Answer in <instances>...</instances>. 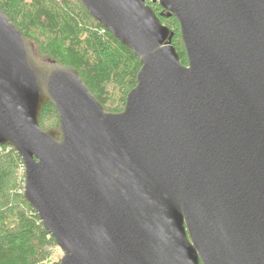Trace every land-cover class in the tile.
<instances>
[{
  "label": "water",
  "instance_id": "95a60500",
  "mask_svg": "<svg viewBox=\"0 0 264 264\" xmlns=\"http://www.w3.org/2000/svg\"><path fill=\"white\" fill-rule=\"evenodd\" d=\"M79 1L140 60L119 112L0 9V145L59 264H264V0H151L186 64L146 0Z\"/></svg>",
  "mask_w": 264,
  "mask_h": 264
},
{
  "label": "trees",
  "instance_id": "16d2710c",
  "mask_svg": "<svg viewBox=\"0 0 264 264\" xmlns=\"http://www.w3.org/2000/svg\"><path fill=\"white\" fill-rule=\"evenodd\" d=\"M173 33L171 44L187 63L176 18L146 0ZM2 9L34 45L40 60L75 68L108 112L123 109L141 63L126 45L87 13L79 0H0ZM47 130L58 126V114L47 102L39 115ZM24 168L16 150L0 145V264H59L58 246L23 194Z\"/></svg>",
  "mask_w": 264,
  "mask_h": 264
},
{
  "label": "rangeland",
  "instance_id": "374dc122",
  "mask_svg": "<svg viewBox=\"0 0 264 264\" xmlns=\"http://www.w3.org/2000/svg\"><path fill=\"white\" fill-rule=\"evenodd\" d=\"M61 255H62V252H61V250L58 248V249L56 250V252H55V256L60 258Z\"/></svg>",
  "mask_w": 264,
  "mask_h": 264
}]
</instances>
